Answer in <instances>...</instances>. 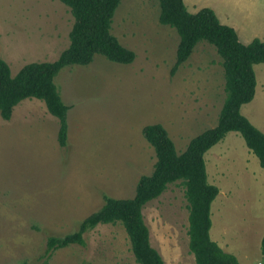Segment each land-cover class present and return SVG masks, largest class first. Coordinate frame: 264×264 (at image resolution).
I'll list each match as a JSON object with an SVG mask.
<instances>
[{
    "label": "rangeland",
    "instance_id": "rangeland-1",
    "mask_svg": "<svg viewBox=\"0 0 264 264\" xmlns=\"http://www.w3.org/2000/svg\"><path fill=\"white\" fill-rule=\"evenodd\" d=\"M184 2L190 13L214 10L245 45L264 41V0ZM159 15L158 0H122L111 32L136 53L133 64L96 55L92 64L64 68L55 78L70 107L67 147H60L59 121L41 100L22 101L9 121L0 116V264H45L49 237L76 232L105 197L133 198L156 163L146 126L163 125L179 154L217 126L226 98L222 58L200 42L173 74L180 37ZM73 25L70 8L59 0H0V59L12 76L28 64L54 62L68 48ZM254 70L255 98L241 112L264 133V64ZM205 163L209 183L222 191L211 206V239L239 264H264L259 159L231 132L205 154ZM188 206L179 181L143 209L165 264H195ZM85 239V247L58 250L46 264H137L121 224L99 225Z\"/></svg>",
    "mask_w": 264,
    "mask_h": 264
},
{
    "label": "trees",
    "instance_id": "trees-1",
    "mask_svg": "<svg viewBox=\"0 0 264 264\" xmlns=\"http://www.w3.org/2000/svg\"><path fill=\"white\" fill-rule=\"evenodd\" d=\"M59 1L70 8L74 17L68 48L56 61L28 64L16 76H12L7 62L0 59V116L9 121L15 107L22 101L41 100L48 112L58 119L57 140L60 147L65 148L69 140L70 107L63 102L55 78L64 68L92 64L96 55L113 63L131 65L136 60V53L123 46L111 32L122 0ZM158 2L160 24L174 28L180 37L173 74L189 60L200 42L213 46L223 60L226 98L218 124L193 138L181 154L163 125L146 126L143 136L156 157L153 172L139 179L133 198L105 197L104 206L82 221L76 232L63 237H49L41 257L45 264L58 250L71 246L85 247V235L99 225L107 224H121L125 228L137 264H165L151 244L143 209L160 198L171 184L179 181L185 186L189 203V250L195 264H239L235 255L225 252L210 237L211 206L220 191L208 181L205 154L227 134L236 132L243 137L264 170V133L241 112L242 107L255 98L257 79L254 66L264 64V41L256 38L248 45L243 44L237 31L222 24L210 8L194 14L187 10L184 0ZM261 249L264 255V237Z\"/></svg>",
    "mask_w": 264,
    "mask_h": 264
},
{
    "label": "crops",
    "instance_id": "crops-1",
    "mask_svg": "<svg viewBox=\"0 0 264 264\" xmlns=\"http://www.w3.org/2000/svg\"><path fill=\"white\" fill-rule=\"evenodd\" d=\"M219 20H220V19H219ZM220 22H221V21H220ZM208 178H209V177H208ZM219 191H220L219 194L221 195V194H222V191H221L220 189H219ZM220 195H219V196H220ZM219 196H218V197H219ZM216 199H217V198H216ZM212 225H213V223H212ZM217 235H218V233H217ZM219 236H220V235H219ZM211 238H214V236H213V229H212V232H211ZM220 247H221V246H220ZM224 249H225V248H224Z\"/></svg>",
    "mask_w": 264,
    "mask_h": 264
},
{
    "label": "built area",
    "instance_id": "built-area-1",
    "mask_svg": "<svg viewBox=\"0 0 264 264\" xmlns=\"http://www.w3.org/2000/svg\"><path fill=\"white\" fill-rule=\"evenodd\" d=\"M259 264H261V263H259Z\"/></svg>",
    "mask_w": 264,
    "mask_h": 264
}]
</instances>
